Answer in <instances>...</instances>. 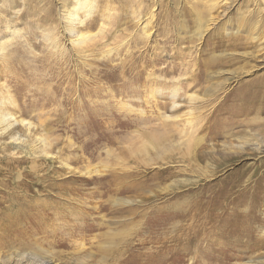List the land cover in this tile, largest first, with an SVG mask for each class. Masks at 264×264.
I'll use <instances>...</instances> for the list:
<instances>
[{"label":"rangeland","instance_id":"1","mask_svg":"<svg viewBox=\"0 0 264 264\" xmlns=\"http://www.w3.org/2000/svg\"><path fill=\"white\" fill-rule=\"evenodd\" d=\"M92 1L79 49L65 32L73 0H0V87L33 125L28 152L6 151L24 163L0 151V170L23 180L0 179L38 188L0 260L39 247L52 264H113L128 245L141 254L129 264H264V0ZM175 90L174 115L194 104L224 119L196 125V145L184 122L159 119L172 115ZM254 104L263 112L246 113L251 123L226 115ZM113 178L125 184L120 197ZM32 197L51 208L40 213ZM51 213L56 234L45 230Z\"/></svg>","mask_w":264,"mask_h":264},{"label":"bare ground","instance_id":"2","mask_svg":"<svg viewBox=\"0 0 264 264\" xmlns=\"http://www.w3.org/2000/svg\"><path fill=\"white\" fill-rule=\"evenodd\" d=\"M93 3H94V1H92V0L91 1H89V0H73L72 6L70 7V9L68 8L69 10H66L67 8H65V11H64L65 12V15H64V17H65L64 18V20H65V32L67 33V35L68 34L69 35L72 34L71 35L72 38L68 39L69 46H77L79 49H85L86 48L85 45L88 42H90L89 41L90 40V36L88 35V33L84 32L85 29L83 27L85 26L86 18H88L91 14L96 12L95 11L96 9H94L95 5H93ZM46 40L48 42L50 41V44H51L50 46L52 48H55V43H54V41H52L50 39V36H48V38L46 37ZM53 45H54V47H53ZM192 81L194 83L195 79L192 80ZM4 88H5L4 86L0 87V151H2V153L5 151V155H4L5 158H1V159L6 161L8 159V156L6 157V155H7L6 151H8L10 149V146L14 145L17 148L23 150L24 152H28V147H31V145L28 142H29L30 139H32L29 136H31V134L33 132V131L31 132L33 125L30 123V121L25 119V117H23V115H21V111H24V113L26 114L25 106L18 104L15 96H12L8 91H6L7 89H4ZM262 90H263V92H261V94L264 93V86H263ZM254 94L259 95L258 92H254L253 95ZM263 96H264V94H263ZM247 97H249V96H247ZM171 98H172L171 101H170L171 106H170L168 112L172 113L174 111V113H176L175 111H177V110H179V108H181L180 104L177 101V98H178L177 90L174 91V93L172 94ZM190 105H192V103ZM190 107L192 109L189 110L188 112L184 113L183 116L174 115L172 113V115L165 116L163 118L159 117V119H160L161 122H164V123L168 122L170 120L173 123L174 122H184L183 123V127H186V138H187L186 141H187V143L189 145L193 146V144L196 145V141L194 140V133H196L195 130L197 128L196 125H200V124L202 125V123L204 121H208V120L212 121V122H213V120H215L218 123V122L223 121L224 119L221 118L222 116H215L213 119L211 117L210 118L204 117L202 115V111L205 110V109H208L206 106L202 107V105H201L199 107H196L193 104V106H190ZM254 112H255V116L261 115L262 112H263L262 106H256L255 104L254 105H247V106L245 105L244 107H242V105H241V107L232 106L229 109H227L226 115L230 116V119L233 118V117L234 118H236V117L239 118V117L243 116L244 117L242 119L243 122L240 121V123L245 125V124L251 123L250 119L248 118L246 113L253 114ZM184 124H186V126ZM221 124H223V123H221ZM174 126L176 128L175 131L177 132V134H179L181 136L183 134H185V131H184L183 127H181L182 125L175 124ZM219 126H222V125H219ZM201 128H202V126H201ZM16 130L18 132H16ZM218 132H219V130H218ZM39 135H41V134H39ZM36 140H39L40 141L39 143L43 144V146L46 145V143H45L46 140L43 141V139H40V138H37ZM249 142L250 141H245V142L242 143V145H239L237 147L238 151L241 153L244 150L243 146L248 144ZM255 150L260 152L261 151L260 146L255 147ZM23 156L20 159H14V161L13 160H7V161H11V162H14L16 164L24 163V160H22ZM35 168H36V166H35ZM35 168H34V170L36 171ZM3 174L10 175V176L14 177L15 182L23 180L21 175L17 174L16 172H14L13 169L10 170V171H8L7 169L6 170H0V175L3 176ZM43 181H44V179H43ZM112 181L116 182L117 180L113 178ZM12 182L13 183H12V186H11V185H8V183H7V181L5 179H0V192H5L8 195L7 198H5L6 196L5 197L3 196V199H0V202H2V201L8 202V206L7 207H4V208L0 207V242L4 238V235H6V233H8L9 230H13L15 227H22L21 229L25 232V230H26L25 226L27 225L29 220H27L25 215L21 214L22 213L21 211H24L22 205H24L25 203H28V197H29L28 193L29 192L30 193L31 192L32 193L33 192L34 193H38L35 190V189H38V188L33 186V184H31L30 187H27L28 186L27 184H26L27 186H25L23 184V185H19L20 186L19 187L18 185H13L14 181H12ZM115 184H117V185H115L114 189L112 190V193H113L114 196H119L120 197L123 194V188H124L125 184H124V186H123V184L121 182L120 183L116 182ZM11 187H13V188H11ZM16 190H18V192ZM110 192H111V190H108L107 187H106L105 188V192L103 193V196L105 195V193L108 194ZM59 194H61V193H59ZM67 195H68V193H67ZM73 195H74V193H73ZM106 201H107V203H109V205L111 203L115 204L116 207L119 206L120 202H122V200H118V199H116L115 202L114 201H110V198L107 199ZM18 203H20L21 206H19ZM42 203H44V202H42ZM42 203H41V200L39 199V197H35V198L32 197L31 198V202H29V204H34V206H41V207L38 208L40 213L42 211L46 210L47 208L48 209L51 208V207H49L50 204H46L44 206ZM101 204L104 205L105 203H101ZM24 206H26V205H24ZM107 207H109V206L104 207V209H108ZM116 209H115V212L117 213V210H119V209H117V210ZM26 211H28V210H26ZM118 212L119 213H117V214H122V211H118ZM133 214H136V212L133 213ZM60 218H62V217H60ZM54 219L55 218H54V216H52V213H51V215H48L47 218L45 219L46 220L45 221V224H46L45 225V227H46L45 230H46V232L48 234L49 233L50 234H56V232L59 231V230H57V227H56L57 225L56 226L55 225H50V224H52ZM56 220H57V218H56ZM40 222H43V221H40ZM5 227H9V229L6 230ZM4 230H6V231L4 232ZM193 235H195V234H193ZM162 241L163 242L164 241H168V239H166V240L162 239ZM202 241H203V239H202ZM22 243H23V241H22ZM25 245H26V243H25ZM127 247H128V245H126L125 251H122V250L116 251L117 255H116L115 259L113 260L114 261L113 264H129L128 263L129 261H127V260H129L128 259L129 257L135 258V259L141 257V254L139 253L138 249H134L132 247L127 249ZM198 247H199V245L196 247L195 254H196V256H202V259H201L202 261L200 263H208L209 260L207 258H209V257L201 255V252L198 249ZM30 249L31 250H29V248H27V250H29L28 252H24V253L23 252L22 253L19 252L16 255L8 254V255L5 256V260H2V261L0 260V261L3 264L4 263H6V264H52L53 263L49 258L47 259V257L45 255H43V253L41 251L42 249H40L39 247H33V248L31 247ZM164 249H165V247H164ZM133 250H135V251H133ZM169 250H170V248L168 249V251L164 252V255H163L164 259H167V253L169 252ZM221 254H223V253H221ZM154 255H155V252L153 254L148 255L147 257H152V256L154 257ZM209 255L211 256L210 253H209ZM220 255H219V257H220ZM215 256H217V255H215ZM133 264H136V262L133 263Z\"/></svg>","mask_w":264,"mask_h":264}]
</instances>
